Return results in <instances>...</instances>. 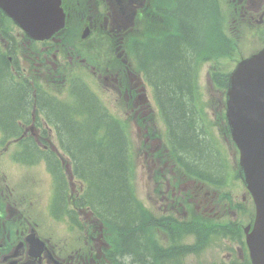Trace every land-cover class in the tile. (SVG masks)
Listing matches in <instances>:
<instances>
[{"label":"flooded vegetation","instance_id":"flooded-vegetation-1","mask_svg":"<svg viewBox=\"0 0 264 264\" xmlns=\"http://www.w3.org/2000/svg\"><path fill=\"white\" fill-rule=\"evenodd\" d=\"M113 2L116 3L115 0H62V5L65 8H81L68 13L69 20L94 22L102 19L103 10L107 14L106 5ZM145 2L146 0H120L119 5L132 7L134 13ZM228 2L232 6V32L244 28L264 37V0ZM97 8L103 10L99 9L98 13ZM258 26L263 27V30ZM55 41L53 38L47 41L28 38L0 7V264H138L137 258H104L102 253L91 251L90 236L84 228L90 225L91 212L86 207L75 206V197L79 192H74L73 176L70 173L67 176L64 174L76 160L74 147L62 136L58 123L60 119L53 114L55 106L62 108L66 117L74 122L70 111L63 105L69 96L55 94L58 83L54 78H43V74L59 76L56 74L58 69L69 67L76 69L75 76H79L84 68L95 76L99 67L97 63L86 62V57L78 53L62 55L57 50L49 52V44ZM86 86L89 87L88 84ZM132 87L137 92L133 101L134 107H137L139 100L143 98L139 94L142 87L136 86L134 81ZM66 89L69 93L67 85ZM13 92L26 94V107L12 116V123H6L5 108L7 103L10 104ZM82 93L90 102V94L84 91ZM191 99L192 96L189 95L195 124L198 126ZM83 105L87 108V105ZM50 118L52 125L48 121ZM54 134L56 137L53 138ZM24 138L31 141L26 148H33L41 153L40 157L38 154L37 157L36 154L29 155L32 162L29 166L42 161L45 167L53 165L60 168L55 172L54 178L48 171L52 180V190L49 189V193L35 177L12 179L4 166L6 158L10 163L11 150L23 148ZM19 161L14 159V165L26 166ZM61 167L67 169L63 170ZM62 177L65 178V188L60 197V207L52 206L56 185L59 187L64 184ZM76 228L79 236H76ZM98 242L106 245L101 238ZM96 255L99 258H95Z\"/></svg>","mask_w":264,"mask_h":264},{"label":"trees","instance_id":"trees-1","mask_svg":"<svg viewBox=\"0 0 264 264\" xmlns=\"http://www.w3.org/2000/svg\"><path fill=\"white\" fill-rule=\"evenodd\" d=\"M212 8V0H179L173 10L180 20V26L174 30L178 34L167 36L160 43L142 46L145 49L142 50L145 53L142 59L154 78L162 108L181 154L189 160L192 168L216 176L220 169L216 155L195 124L189 100L192 55L203 51L208 37L215 39L212 32H204L197 39V32L202 28L206 30ZM10 99L5 108L6 123H12V116L26 107L27 101L26 94L16 92L11 94ZM91 103L94 106L93 100ZM81 105L84 106L83 103ZM53 114L60 119L58 123L62 136L74 147L78 168L90 182L87 198L99 218L112 230L113 252L123 254L125 258H142L139 264L148 263L144 258L173 256V252L169 253L168 249L146 238L147 216L145 218L140 207L135 208L130 200L127 142L119 124L100 111L91 109L85 125L70 121L62 108L55 106ZM98 128L101 138L94 139V131L96 133ZM155 223H159L158 220ZM195 230V227L190 229L192 232ZM190 251L191 246H185V252Z\"/></svg>","mask_w":264,"mask_h":264},{"label":"water","instance_id":"water-1","mask_svg":"<svg viewBox=\"0 0 264 264\" xmlns=\"http://www.w3.org/2000/svg\"><path fill=\"white\" fill-rule=\"evenodd\" d=\"M25 15L20 25L34 37L45 38L63 25L59 0H23ZM21 9H15L14 12ZM23 15V14H21ZM227 117L232 137L240 149V164L258 201L264 196V50L241 61L229 78ZM258 227L264 220L260 206ZM257 227V228H258ZM251 258H264V238L248 240Z\"/></svg>","mask_w":264,"mask_h":264},{"label":"rangeland","instance_id":"rangeland-1","mask_svg":"<svg viewBox=\"0 0 264 264\" xmlns=\"http://www.w3.org/2000/svg\"><path fill=\"white\" fill-rule=\"evenodd\" d=\"M201 33L199 32V36ZM88 43H94L95 41L91 38L87 41ZM207 44H211L212 39L211 37H208L206 39ZM248 42V41H246ZM124 54L121 53L119 57H117V62L121 61L122 58H124ZM140 61L143 62L142 57H140ZM211 64V63H210ZM207 67V66H206ZM206 69H203L205 71ZM206 86L207 82L205 79L200 83V92L201 95L204 96L206 99L207 97L211 98L212 100L210 101V106L208 105V110L209 113L214 116L213 111L217 110L218 103L215 101L217 97L219 96V92L217 90L207 92L206 91ZM58 91H55V94H58L60 92H65V89L60 86H57ZM102 90L109 96L111 97V91L112 87L110 86V82L107 81L106 83L102 84ZM65 94V93H64ZM99 96L101 97V100L105 103H107L108 108L111 111L115 112H122L123 110L118 107V109L113 108V103L112 102H107L103 96L102 93H99ZM80 98L81 102L85 105H88V110H96L99 111V109L94 105L91 106L92 103H88L86 100V96L81 95L78 97ZM113 99V96H112ZM118 102H125V99L123 97H115ZM214 100V101H213ZM87 103V104H86ZM95 113V112H94ZM120 116L122 118L125 117L124 113H121ZM126 131L129 133L130 136V142H131V159L133 161V172H132V185L134 189V193L137 195V197L143 202V204L155 215L161 214V207L164 203L165 200L161 198V195H156V191L154 190V180L156 177L159 176L160 171L157 173H153V164L150 160V153H148V146H144L141 144V140L145 139V135L143 133L145 130H140L139 128H135L133 123L131 125H128L126 128ZM216 140L219 141V137L214 135ZM154 145V144H153ZM166 167V166H165ZM8 172L11 176L13 175H21L23 172L21 170L15 169L14 167L9 168ZM151 173V174H150ZM150 174V175H149ZM167 178V177H166ZM166 180L164 181L163 185L165 184ZM235 193H238L237 188L234 190ZM214 217H217L218 219H223L226 217L227 214L224 215H218V214H213ZM243 218V217H242ZM190 240V239H189ZM220 241V242H219ZM225 242L222 240L215 238L210 241V244L208 247L198 253V255H192L188 256L184 259L185 264H206V262L210 260H222V259H228L226 256H224L229 250L231 246H235L236 244H232L231 242L227 243V247L225 250Z\"/></svg>","mask_w":264,"mask_h":264},{"label":"bare ground","instance_id":"bare-ground-1","mask_svg":"<svg viewBox=\"0 0 264 264\" xmlns=\"http://www.w3.org/2000/svg\"><path fill=\"white\" fill-rule=\"evenodd\" d=\"M178 251V248H176L175 250H174V252H177Z\"/></svg>","mask_w":264,"mask_h":264}]
</instances>
